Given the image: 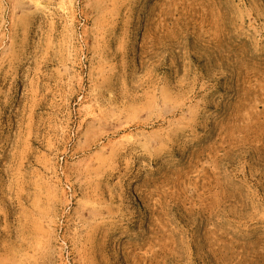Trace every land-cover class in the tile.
<instances>
[{"label": "rangeland", "instance_id": "obj_1", "mask_svg": "<svg viewBox=\"0 0 264 264\" xmlns=\"http://www.w3.org/2000/svg\"><path fill=\"white\" fill-rule=\"evenodd\" d=\"M0 264H264V0H0Z\"/></svg>", "mask_w": 264, "mask_h": 264}]
</instances>
